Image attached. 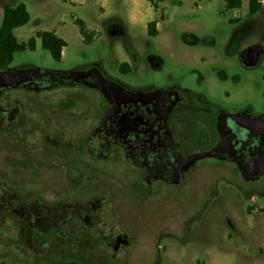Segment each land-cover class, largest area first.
<instances>
[{
	"label": "rangeland",
	"instance_id": "rangeland-1",
	"mask_svg": "<svg viewBox=\"0 0 264 264\" xmlns=\"http://www.w3.org/2000/svg\"><path fill=\"white\" fill-rule=\"evenodd\" d=\"M121 1L103 12L93 1L75 8L65 0H0V27L7 6L24 4L30 14V21L14 31L19 41L59 29L68 44L66 57L57 61L37 38L36 49L16 52L10 66L68 71L96 64L131 88L178 84L229 111L264 112V55L254 68L240 60L254 44L264 48V3L257 0L263 8L247 16L250 0H242L238 11L227 9L225 0H160L164 18L157 36H151L132 25V0ZM74 16L86 17L97 29L92 42L84 41ZM84 92L95 99L92 91ZM22 97L29 107L31 95ZM26 129L23 134H29V124ZM34 145L46 151L44 142H23L16 156L24 168L16 172L6 152L7 184L31 200L81 195L47 187L46 170L36 173L25 159ZM100 165L104 207L96 229L76 219L57 229L67 233L63 237L7 213L0 223V264H264V173L246 179L233 162L207 158L172 198L164 193L139 201L127 188V164L103 160ZM82 191L86 198L95 194L92 187ZM118 235L126 243L116 249Z\"/></svg>",
	"mask_w": 264,
	"mask_h": 264
},
{
	"label": "flooded vegetation",
	"instance_id": "flooded-vegetation-1",
	"mask_svg": "<svg viewBox=\"0 0 264 264\" xmlns=\"http://www.w3.org/2000/svg\"><path fill=\"white\" fill-rule=\"evenodd\" d=\"M257 45L263 48L254 44L246 49ZM246 49L240 53L243 65L258 66L245 64ZM21 68L35 67L9 66L0 71ZM41 70L49 73H31L18 87L0 85V223L8 213L19 214L32 228L63 237L67 233L57 229L76 219L96 229L104 207L103 160L127 164V188L132 200L139 201L164 193L172 198L199 161L207 158L233 162L246 179H255L263 165L264 112L229 111L205 93L178 84L131 88L107 77L96 64L68 71ZM89 71L82 77L78 74ZM101 76L137 95L102 88ZM84 90L92 91L95 99ZM24 94L33 100L29 107H24ZM28 124L29 134H23ZM27 141L46 143L45 152L34 145L25 159L36 173L46 170L47 187L81 195L92 187L95 194L53 197L50 202L23 197L3 175L6 152L13 172L24 168L16 153ZM116 239V249L126 243L121 235Z\"/></svg>",
	"mask_w": 264,
	"mask_h": 264
},
{
	"label": "trees",
	"instance_id": "trees-1",
	"mask_svg": "<svg viewBox=\"0 0 264 264\" xmlns=\"http://www.w3.org/2000/svg\"><path fill=\"white\" fill-rule=\"evenodd\" d=\"M227 9H240L242 0H225ZM263 6L257 0L249 1V15L255 14ZM30 21V14L24 4L15 7L7 6L4 10L3 21L0 27V68H7L13 62L14 54L27 49H36V38L41 39L42 46L49 50L53 58L57 61L62 59V49L66 42L53 31H39L36 37H32L28 42H21L15 35V30L26 25ZM80 33L84 41L92 42L94 34H91L81 20H77ZM148 34L157 36L158 31L156 22H150L148 25ZM125 66V64H122ZM5 264V263H1ZM51 264H83L72 260H63Z\"/></svg>",
	"mask_w": 264,
	"mask_h": 264
},
{
	"label": "crops",
	"instance_id": "crops-1",
	"mask_svg": "<svg viewBox=\"0 0 264 264\" xmlns=\"http://www.w3.org/2000/svg\"><path fill=\"white\" fill-rule=\"evenodd\" d=\"M70 2L74 7L77 6H84L88 3H92V1L95 3V5L99 6L100 10L103 12H106V8L110 6L113 3L120 4L121 0H65ZM160 0H132L131 2V8H130V17H131V23L133 26L142 28L143 30L148 29V25L150 22H156V28L157 31L159 29V26L161 24L162 19L164 18L163 8L160 5ZM238 11V9H234ZM249 13V12H248ZM239 15H237L238 17ZM72 22L77 24V20H81L84 24L86 29L91 33L94 34L93 39L96 37L95 33L97 32V29L92 27L86 17H77L74 16L72 19ZM113 27V25H112ZM79 29V26H78ZM55 32L60 38H62L65 42L66 40L60 35L59 29L52 30ZM148 32V31H147ZM80 33V30H79ZM121 33L123 35L127 34V29L125 27L121 28ZM80 35L83 37V35L80 33ZM84 38V37H83ZM67 49L68 44L66 42V46L62 49V59L63 60L67 55Z\"/></svg>",
	"mask_w": 264,
	"mask_h": 264
},
{
	"label": "water",
	"instance_id": "water-1",
	"mask_svg": "<svg viewBox=\"0 0 264 264\" xmlns=\"http://www.w3.org/2000/svg\"><path fill=\"white\" fill-rule=\"evenodd\" d=\"M264 49L257 45L246 49L243 53V61L248 66L258 65L263 58ZM89 72H78L79 76L82 77L84 74ZM99 72V71H98ZM31 73H49L41 70L40 68H21V69H9L6 71H0V85L18 87L22 83L26 82L30 78ZM101 87L115 88V90L122 92L126 96H136L137 93L131 92L125 89L123 86L108 81L103 76H101ZM264 173V162L260 169L253 175V178L257 179L260 175Z\"/></svg>",
	"mask_w": 264,
	"mask_h": 264
},
{
	"label": "built area",
	"instance_id": "built-area-1",
	"mask_svg": "<svg viewBox=\"0 0 264 264\" xmlns=\"http://www.w3.org/2000/svg\"><path fill=\"white\" fill-rule=\"evenodd\" d=\"M261 3H264V0H259Z\"/></svg>",
	"mask_w": 264,
	"mask_h": 264
}]
</instances>
